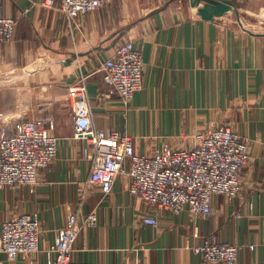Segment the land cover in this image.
<instances>
[{
  "label": "crops",
  "instance_id": "obj_1",
  "mask_svg": "<svg viewBox=\"0 0 264 264\" xmlns=\"http://www.w3.org/2000/svg\"><path fill=\"white\" fill-rule=\"evenodd\" d=\"M46 1L0 0V18L18 23L14 41L0 42V119L52 118L59 139L37 186L0 187V232L23 213L37 215L41 226L39 251L15 264L54 263L68 209L81 220L98 216L96 228L80 233L76 264H205L188 248L211 235L242 247L238 264H264V33L248 32L242 21L243 14L264 19V0H113L73 27L58 10L61 0ZM127 41L145 62L143 90L129 106L107 97L102 67ZM80 74L88 77L95 128L129 133L139 154L187 147L182 136L221 127L247 140L239 195L215 196L210 216L174 214L135 198L129 178L119 176L108 196L94 187L80 203L94 147L76 137L65 101ZM146 216L158 225L144 224ZM0 264L14 263L0 254Z\"/></svg>",
  "mask_w": 264,
  "mask_h": 264
},
{
  "label": "built area",
  "instance_id": "obj_2",
  "mask_svg": "<svg viewBox=\"0 0 264 264\" xmlns=\"http://www.w3.org/2000/svg\"><path fill=\"white\" fill-rule=\"evenodd\" d=\"M113 0H61L58 10L73 27L82 14L92 13ZM54 5V0L46 1ZM12 17L0 18V42H12L17 31ZM107 97L116 95L127 106L144 87L145 62L143 52L133 42L120 44L114 55L103 63ZM88 77L80 74L68 87L65 101L69 104L77 138L93 144L91 172L79 187L80 203L88 191L99 187L104 196L113 190L119 176L129 178V191L147 206L169 210L174 214L187 211L192 216H210L213 200L221 195L229 200L241 191L244 170L250 161L249 142L228 127L184 135L191 143L176 148L165 144L153 155L139 154L134 138L127 132L98 130L93 124L92 108L87 86ZM55 121L38 117L5 123L0 119V187H35L40 172L55 160L59 139L51 133ZM158 218L146 216L143 223L156 227ZM96 212L80 219L68 209L66 224L60 230L52 251L53 264H76L72 255L84 227L96 228ZM41 226L35 214L23 213L2 223L0 254L16 263L19 256L39 251ZM205 264H238L242 247L220 242L214 235L189 247ZM254 250V246H250Z\"/></svg>",
  "mask_w": 264,
  "mask_h": 264
},
{
  "label": "rangeland",
  "instance_id": "obj_3",
  "mask_svg": "<svg viewBox=\"0 0 264 264\" xmlns=\"http://www.w3.org/2000/svg\"><path fill=\"white\" fill-rule=\"evenodd\" d=\"M242 19L245 29L255 33H264V19L257 17V20H252L251 18H247L244 14Z\"/></svg>",
  "mask_w": 264,
  "mask_h": 264
},
{
  "label": "water",
  "instance_id": "obj_4",
  "mask_svg": "<svg viewBox=\"0 0 264 264\" xmlns=\"http://www.w3.org/2000/svg\"><path fill=\"white\" fill-rule=\"evenodd\" d=\"M247 31L251 33V31H249V30H247Z\"/></svg>",
  "mask_w": 264,
  "mask_h": 264
}]
</instances>
